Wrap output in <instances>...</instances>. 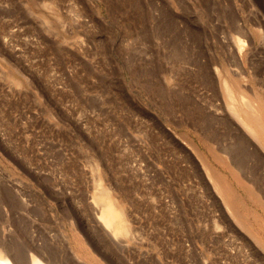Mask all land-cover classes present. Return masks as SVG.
Here are the masks:
<instances>
[{
    "label": "rangeland",
    "instance_id": "1",
    "mask_svg": "<svg viewBox=\"0 0 264 264\" xmlns=\"http://www.w3.org/2000/svg\"><path fill=\"white\" fill-rule=\"evenodd\" d=\"M224 79L264 101V0H0V246L264 264V142ZM99 180L128 214L120 243Z\"/></svg>",
    "mask_w": 264,
    "mask_h": 264
},
{
    "label": "bare ground",
    "instance_id": "2",
    "mask_svg": "<svg viewBox=\"0 0 264 264\" xmlns=\"http://www.w3.org/2000/svg\"><path fill=\"white\" fill-rule=\"evenodd\" d=\"M220 73L221 72H219V74ZM220 76H222V74H220ZM223 81L229 98L228 106L230 110L252 135L256 138H260L264 142V101L261 100L259 96H256L254 99L248 98L243 92H240L241 94L238 95L239 93H235V87L232 83L228 82L227 79ZM96 186V191L98 192L95 196V202L99 203V205L97 204L98 211H95V213H98L96 217L99 224L110 236V239L112 237L119 241L123 235H131V224L127 216L128 214L125 211L124 204L117 199L112 190L104 185L101 180L98 181ZM120 242L121 241H119V243ZM19 261H30L29 264H50V262H48L49 260H46L37 253H30L26 258L19 260L4 246H0V264H20Z\"/></svg>",
    "mask_w": 264,
    "mask_h": 264
}]
</instances>
